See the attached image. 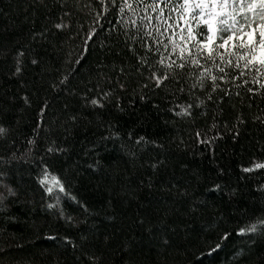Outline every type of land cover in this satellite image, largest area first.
Returning a JSON list of instances; mask_svg holds the SVG:
<instances>
[{"label": "snow or ice", "instance_id": "6c2138e0", "mask_svg": "<svg viewBox=\"0 0 264 264\" xmlns=\"http://www.w3.org/2000/svg\"><path fill=\"white\" fill-rule=\"evenodd\" d=\"M37 2L48 8L46 0ZM52 3L59 8V13L47 17L50 27L45 25L39 31H31L29 41L23 45L19 41L11 46L0 43V60L10 61L5 76L19 81L30 67L37 70L34 90L19 99L28 108L39 101L32 133L24 137L26 150L19 152L15 147L17 141L13 133L16 128L2 118L0 149L10 153L8 159L30 163L34 150L43 143V154L37 153L42 165L38 183L45 194L41 199L47 210H52L58 219L78 233L77 240L64 238L65 244L78 253L72 264H111L106 255L111 234L101 232L96 223L99 213L71 191L69 176L78 174L79 164L68 165L66 171H54L50 158L66 156L70 150L65 147L69 138L78 131L94 128L100 135L99 142L92 141L91 147L86 149V154L93 157L89 169L100 166L95 156L101 146L116 142L121 143L134 167L143 168L144 164L137 162L145 147L152 145L153 150L160 153L166 151L164 144L137 135L134 130L121 136L116 118L134 110L138 101L148 103L157 95L165 97L166 106L161 109L159 103L153 102V109L170 114L186 126L187 139L178 135L173 141L176 149L190 151L193 155H203L205 149L214 155L219 143L226 138L239 143L241 130L249 123V118L239 111L231 121L225 119L224 105L229 103L235 110L236 105L230 103L234 98L241 108L246 106L250 112L255 108L251 123L264 128V107H261L264 102V0H52ZM57 34L67 37L64 43L80 38L81 53L89 51L93 43L107 51L119 47V59L98 61L82 90L70 89L76 72L73 65H79L81 57L52 44L50 37ZM34 43H49L54 51L63 52L62 62L67 70L57 68L53 76L34 50ZM49 91L51 98L47 95ZM41 92L45 95L41 96ZM65 92L80 101L79 107L65 103L54 120L46 119L51 99ZM15 100L14 96L0 103V117L12 111ZM199 120L204 121L203 127L197 126ZM256 146L264 153V143L257 140ZM0 162H7L4 155H0ZM146 163L154 173L167 167L166 159L155 156ZM183 167L193 179H198L199 173H193L186 165ZM240 171L250 178L253 174L260 177L255 191L262 196L259 204L253 203L243 209L244 221L234 230L247 247L248 240L255 245L257 237H264V160L253 157ZM216 173L220 177L227 174L219 167ZM147 187L155 189L156 183L150 179ZM159 188L174 203L184 202L187 205L185 214H195L206 207L203 201L196 203L191 199L190 183L180 184L169 179L160 183ZM224 188L220 183H213L210 190L223 192ZM121 191L129 199H137L136 191H130L127 186H122ZM236 194L233 188L230 198ZM16 195L13 188L0 182V212L7 209L8 197ZM65 200L76 206L75 214L67 210ZM176 211V208L166 210L163 219ZM138 223L144 225L146 220L138 218ZM232 235L233 232L225 230L220 241H228ZM12 247V244L0 247V256H7ZM15 247L23 245L16 243ZM221 247L222 244L217 243L212 251ZM119 251L127 255L123 253V245ZM243 251L241 248L236 253L234 264H238ZM121 264L136 262L129 258L122 259Z\"/></svg>", "mask_w": 264, "mask_h": 264}, {"label": "trees", "instance_id": "16d2710c", "mask_svg": "<svg viewBox=\"0 0 264 264\" xmlns=\"http://www.w3.org/2000/svg\"><path fill=\"white\" fill-rule=\"evenodd\" d=\"M46 2L47 9L40 6L37 0H0V43L11 46L19 41L23 45L29 41L31 31H39L45 25L50 27L47 17L56 16L59 8L53 5L52 0ZM50 40L57 47L63 46L65 52L71 50L73 56L80 55L81 63L73 65L76 72L69 85L70 89L78 92L89 80L98 61L119 59V47L107 51L93 43L89 51L81 53L80 38L64 43L67 37L57 34ZM52 44L34 43L33 48L55 76L57 68L66 71L67 66L62 62L64 53L54 51ZM124 55L127 56L126 53ZM9 66L10 61L0 60V103L14 96L16 100L11 105L12 111L0 118L7 119L16 128L13 133L17 141L15 147L23 152L27 148L24 137L32 133L39 101L28 108L19 97L34 90L38 75L37 70L30 67L22 80L8 78L5 73ZM40 95L45 94L41 92ZM47 95L52 97L50 91ZM153 102L159 103L161 109L166 106L165 97L157 95L148 103L138 101L134 110L116 118L121 136L134 130L137 135L164 144L166 151L160 153L154 151L152 145L145 147L137 162L144 164L143 168L134 167L121 143L116 142L102 145L95 156L100 166H94L95 170L89 169L88 164L93 163V157L86 154V149L91 147L92 141L99 142L100 135L94 128L78 131L70 137L65 145L70 149L66 156L50 158L54 171H66L68 165L79 164L78 174L69 176L71 191L99 213L96 223L101 232L111 234L112 240L106 253L111 264H121L122 259L129 258L136 264H234L236 253L241 248L244 251L238 264H264V237H257L255 245L248 240L245 247V240L234 232L244 221L243 209L253 203L259 204L262 199L261 194L255 191L260 177L253 174L250 178L249 174L240 171L241 166H248L253 157L264 160V153L259 152L256 146L257 140L264 143V128L250 120L256 109L250 112L246 106L241 108L235 98L230 102L236 105L235 110L226 103L225 119L231 121L239 111L249 118V123L241 130L239 143L226 138L219 143L214 155L207 149L203 155H193L190 151L176 149L173 143L178 135L187 139L185 124L179 119L174 120L170 114L155 111ZM65 103L79 107L80 101L67 92L56 96L51 99V109L46 119L54 120ZM261 107H264V102H261ZM84 115H88L87 110H84ZM16 121L19 123L16 124ZM165 121L169 123L165 124ZM197 126L203 127L204 121L199 120ZM43 151L44 145L41 143L34 150V159L28 163L20 159H8L10 153L0 149V155H4L7 160L0 162V182L17 193L15 197H8L5 201L7 209L0 212V247L13 245L7 256H0V264H72L78 256L64 242L65 237L77 240V231L58 219L52 210H47L41 199L45 194L38 183L42 165L37 153L43 154ZM154 156L166 159L167 167L154 173L146 163ZM184 165L193 173H199L198 179H193L185 172ZM218 167L227 174L217 176ZM150 179L156 183L155 189L147 187ZM169 179L180 184L190 183L193 193L191 199L196 203L203 201L206 207L195 214H185L187 205L184 202L174 203L159 188L160 183ZM213 183L224 185V191H211ZM122 186H127L130 191L135 190L137 199L125 196L121 191ZM233 188L237 194L230 198ZM64 204L68 211L75 214L76 206L71 201L65 200ZM171 208L177 211L164 220L165 211ZM138 218H144L146 223L140 225ZM225 230L233 232V235L228 241H220V235ZM53 236L57 239H50ZM165 241L168 243L165 244ZM16 243L23 247L16 248ZM217 243H221L222 247L213 252L212 248ZM122 245L123 253L127 255L119 251Z\"/></svg>", "mask_w": 264, "mask_h": 264}]
</instances>
